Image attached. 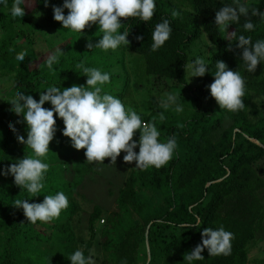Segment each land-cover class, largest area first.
Returning a JSON list of instances; mask_svg holds the SVG:
<instances>
[{"label":"trees","instance_id":"16d2710c","mask_svg":"<svg viewBox=\"0 0 264 264\" xmlns=\"http://www.w3.org/2000/svg\"><path fill=\"white\" fill-rule=\"evenodd\" d=\"M32 2L62 39L55 46L47 44V52L39 54L31 34L42 32L44 27L28 18L27 6ZM246 2L264 12V0ZM11 3L9 0V7ZM47 3L45 7L43 0H25L21 5L25 16L15 19L7 9H0V78L11 83L0 103V168L6 169L29 154L9 130L11 124L16 134L26 139V125L17 123L22 117L11 113L7 103L12 94L23 92L38 101L40 92L50 85L86 86L87 78L74 68L79 61L107 71L110 81L101 86L102 93L121 99L123 104L130 78L114 71L121 63L113 60L118 54L123 57L127 53L140 61L136 89L142 87L143 78L155 91L180 86L188 95L177 97L184 108L181 114L165 110L154 101L149 115L140 116L142 121L154 124L160 132L159 140L174 135L177 148L160 169L140 171L134 169L135 162L127 163L129 175L124 187L117 189L112 207L105 210L94 206L89 213L87 239L77 234L74 221L83 212L79 189L85 180L95 177L98 165L86 162L84 150L70 146L69 138L61 134L63 122L54 114L57 131L44 159L49 168L38 196L21 191L11 176H0V264H70L67 257L77 248L86 256L91 253L98 264H184V255L201 242V230L220 226L233 234L230 254L210 257L205 249L203 259L193 264H249L250 246L264 233V111L257 103L264 96V63L258 64L254 73L246 72L241 66V50L230 33L251 37L253 42L264 39V23H259V16L249 13L239 17L236 24L221 33L215 27V13L231 0H155L151 21L121 18V31L129 30V43L105 53L86 47L100 38L97 25L86 27L81 35L69 33L53 19L52 6H61L63 0ZM173 10L178 13L175 18L171 16ZM162 18L169 19L172 32L164 45L152 52L151 30ZM246 20L256 25L254 30L242 29ZM205 32L210 48L208 67L213 68L219 60L244 78L245 107L234 113L222 111L211 98L207 87L214 80L211 73H206L195 89L188 83L184 65L194 59L190 49ZM19 40L25 45H19ZM57 50L61 54L50 71L45 62ZM20 51L26 53L22 65L15 61ZM43 107L51 105L45 103ZM160 112L164 113L163 121L159 120ZM133 139H139L138 130ZM57 191L64 192L68 206L50 222L29 224L22 210L12 206L23 199L40 203L44 195ZM95 247L98 258L93 254ZM259 264H264V259Z\"/></svg>","mask_w":264,"mask_h":264},{"label":"clouds","instance_id":"9594fccd","mask_svg":"<svg viewBox=\"0 0 264 264\" xmlns=\"http://www.w3.org/2000/svg\"><path fill=\"white\" fill-rule=\"evenodd\" d=\"M45 7L47 0H43ZM25 0H0V9H7L9 15L15 19L25 16ZM155 0H63L61 6H52L53 19L62 25L69 33L82 34V30L91 24L98 26L101 35L93 44L89 42L86 47L98 49L102 52L116 51L123 45H128L129 30L123 29L121 18H136L142 22H149L153 18ZM67 10V15H65ZM259 16V23H264V12L249 7L246 0H231L215 13V27L218 32H226L231 24H236L239 17ZM178 13L173 10L171 16L175 18ZM256 25L246 20L242 29L245 32L254 30ZM172 28L168 18H162L151 30L150 51L155 52L169 39ZM236 47L241 50V66L248 73H254L258 64L264 63V39L254 42L251 37L236 35ZM138 40L142 37H137ZM201 39L208 41L205 32ZM231 50V46L229 47ZM61 50L50 54L45 66L51 71L53 65L58 63ZM26 53L20 51L15 55L17 64H24ZM82 76L86 77V86L73 85L61 88L54 85L46 87L40 92L39 100L23 92L13 93L8 104L11 113L22 117L17 123L26 125V139L16 134L13 125L9 130L16 135L19 144L29 150L22 159L10 164L6 169L0 168V176H11L13 183L26 191L29 196L36 197L44 188V175L49 165L44 162L49 151V144L57 131L55 116L62 120L61 134L69 138L70 146L79 151L84 150L87 163H103L109 158L115 163L121 152L125 153L122 160L125 163L135 162V168L144 171L149 168L160 169L173 157L177 148L175 136H169L166 141L158 139L160 132L150 121L141 120L140 115L132 109H125L121 99L102 93V85L110 81L107 71L85 65L79 61L74 65ZM188 78H198L211 73L213 82L208 85L211 98L222 111L234 113L245 107L242 97L245 94L244 78L239 71L233 72L222 61H216L213 68H209L203 56H196L184 65ZM264 100V96L259 97ZM45 103L50 108L43 107ZM159 106L165 110L171 109L177 114L184 111L182 103L171 92H165L159 101ZM159 120L165 119L164 113H158ZM139 131V139L134 140V134ZM138 148V152L134 149ZM29 199L15 201L14 208L21 209L29 224L37 222L46 223L59 217L62 210L68 206V199L64 192L57 191L54 195H44L40 203H29ZM199 221L197 220V224ZM194 226V225H193ZM201 242L183 257L184 264H193L203 259L201 253L206 249L210 257L229 255L233 234L226 231L223 226L216 229L203 228ZM70 264H94L92 254L87 256L77 248L68 255Z\"/></svg>","mask_w":264,"mask_h":264},{"label":"rangeland","instance_id":"374dc122","mask_svg":"<svg viewBox=\"0 0 264 264\" xmlns=\"http://www.w3.org/2000/svg\"><path fill=\"white\" fill-rule=\"evenodd\" d=\"M27 11H30L28 12V18L32 22L38 23L44 27L42 32L31 34V38H34L35 41L34 47L36 52L39 54L42 50L46 51L47 44H50L51 46L59 44L62 39L56 31L50 28L49 22L45 19L44 14L38 8L36 9V4L34 2L27 6ZM17 43L19 45H25L24 40H19ZM41 46H43V49ZM209 50V42H206L205 39L200 38V40L196 42V44L190 49V57L195 58L196 56H203L207 61L210 52ZM133 58V55H129L127 53L123 57L118 54L113 58V60L115 59L121 62L115 66L114 71L124 76L127 74L130 78L129 91L124 99V106L126 110L130 108L133 111H136L138 115L146 118L152 111V103L154 101L159 102L161 96L165 92H171L177 97L186 93H182V88L180 86H177L173 89H161L155 91L154 89L150 88V85L147 84L143 78L140 81L142 87L136 89L134 83L139 82V80L135 74L139 72L142 65L140 61H134ZM187 79L190 86L195 89L200 85L202 77H187ZM10 85L11 83L7 78H0V103L4 99V92L8 90ZM186 94L188 95V92ZM259 100L260 99L257 100V103L262 104L260 108L262 111H264V102L260 103L261 100ZM137 149H134V151ZM123 155L125 154L121 153L120 156L117 157L115 163H112L109 158H106L103 163L93 162V164L96 163L98 165V172L96 173L95 177H93L94 182L92 178L91 180H85L83 187L79 189V193L82 195V197L78 195V201L83 208V212L78 217H76L74 221V226L76 227V232L78 235L87 239V219L89 213L92 212L93 207L100 206L105 210L111 208L118 191L117 189L124 187V182L130 172V167L127 166V163L123 162ZM262 166H264V164ZM107 181L111 182V186L110 183L108 186ZM109 187L112 188V192H110ZM262 196H264V191ZM93 254L94 257L98 258L99 253L96 247L93 250ZM262 259H264V233L259 234L257 240L250 246L249 264H259ZM93 260L95 264H98L95 259Z\"/></svg>","mask_w":264,"mask_h":264},{"label":"built area","instance_id":"2783aa9c","mask_svg":"<svg viewBox=\"0 0 264 264\" xmlns=\"http://www.w3.org/2000/svg\"><path fill=\"white\" fill-rule=\"evenodd\" d=\"M102 223H103V221H102Z\"/></svg>","mask_w":264,"mask_h":264}]
</instances>
